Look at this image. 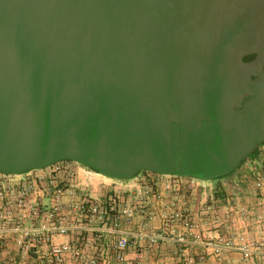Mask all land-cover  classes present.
<instances>
[{"label":"water","instance_id":"water-1","mask_svg":"<svg viewBox=\"0 0 264 264\" xmlns=\"http://www.w3.org/2000/svg\"><path fill=\"white\" fill-rule=\"evenodd\" d=\"M260 14L264 0H0V172L229 175L264 143Z\"/></svg>","mask_w":264,"mask_h":264},{"label":"built area","instance_id":"built-area-1","mask_svg":"<svg viewBox=\"0 0 264 264\" xmlns=\"http://www.w3.org/2000/svg\"><path fill=\"white\" fill-rule=\"evenodd\" d=\"M228 179L231 189L221 184L201 211L215 224L223 213L229 230L208 237L188 205L206 189L197 178L118 180L69 160L0 172V264H146L143 249L177 243L184 264H225L229 253L264 264V143Z\"/></svg>","mask_w":264,"mask_h":264},{"label":"crops","instance_id":"crops-1","mask_svg":"<svg viewBox=\"0 0 264 264\" xmlns=\"http://www.w3.org/2000/svg\"><path fill=\"white\" fill-rule=\"evenodd\" d=\"M228 177L229 176H226L219 181L210 182L209 184H206L205 190H199L198 195H195L188 199V205L191 211L193 212L194 219L196 220L197 223V231L202 232L208 237H214L218 234H227L229 230L227 219L223 215V213L219 217V223L218 224L212 223V227H209L205 225L206 215H203L201 211L202 204L208 199L210 195L218 196L216 192L221 184L225 182L227 184L225 188L227 190L228 188L231 189V183L230 181H228L229 180ZM225 205H228V203L223 201L222 206ZM193 207H196V209L193 210L192 209ZM182 251H183L182 245L179 243L171 246L166 244H160L154 246L153 252L150 257L151 261L148 262V264H184L185 261L187 260V257H185ZM178 255L180 258H178ZM192 255L195 256L196 253H193ZM223 261L225 264H254V263L243 262L241 259V255L239 253H229L226 255ZM206 264H218V263H216V261H209Z\"/></svg>","mask_w":264,"mask_h":264},{"label":"rangeland","instance_id":"rangeland-1","mask_svg":"<svg viewBox=\"0 0 264 264\" xmlns=\"http://www.w3.org/2000/svg\"><path fill=\"white\" fill-rule=\"evenodd\" d=\"M250 156H252V154L250 155ZM238 169V168H237ZM237 169H235L234 171H236ZM233 171V172H234ZM233 174V173H232ZM231 175V174H230ZM228 176V175H227ZM107 177V176H106ZM224 177H226V176H224ZM108 178H110V177H108ZM222 179V177H218V178H215V179H199L200 181H201V183H204V184H209L210 182H216V181H219V180H221ZM107 182L108 183H112V181H110V180H107ZM99 189H101V187H98ZM193 210H195L196 209V207H193L192 208ZM205 225L206 226H209V227H212V223H211V220H209V217L208 216H205ZM213 230V229H212ZM142 252H143V255H144V261H146V263L148 264V262H150L151 260V254H152V252H153V248L152 249H143L142 250ZM178 258H180L179 257V255H178ZM182 258H184V257H182ZM207 261H216L215 259H209V260H207Z\"/></svg>","mask_w":264,"mask_h":264},{"label":"flooded vegetation","instance_id":"flooded-vegetation-1","mask_svg":"<svg viewBox=\"0 0 264 264\" xmlns=\"http://www.w3.org/2000/svg\"><path fill=\"white\" fill-rule=\"evenodd\" d=\"M264 14H260V15H258L257 16V21H259V22H264V19L262 18V17H260V16H263ZM227 32H229V33H233L234 32V30H231V29H227ZM253 33H260V32H264V30H261V28L259 27V29L258 30H254V31H252ZM184 38V37H183ZM168 56H169V63L170 62H172V61H174L175 59H178L179 57H181L178 53H176V52H171L170 54L168 53ZM142 172H144V171H142ZM141 173V172H140Z\"/></svg>","mask_w":264,"mask_h":264},{"label":"trees","instance_id":"trees-1","mask_svg":"<svg viewBox=\"0 0 264 264\" xmlns=\"http://www.w3.org/2000/svg\"><path fill=\"white\" fill-rule=\"evenodd\" d=\"M257 153V149L252 153V156L253 155H255ZM90 169H92V168H90ZM92 170H94V169H92ZM94 171H96V172H98V173H101V172H99V171H97V170H94ZM232 173H234V172H232ZM232 173H230L231 175H232ZM139 174V173H138ZM230 174L228 175V176H230ZM222 178H224V177H222Z\"/></svg>","mask_w":264,"mask_h":264}]
</instances>
